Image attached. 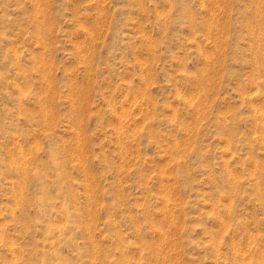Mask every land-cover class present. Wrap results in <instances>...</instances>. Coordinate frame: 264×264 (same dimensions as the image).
<instances>
[{"label":"rangeland","instance_id":"rangeland-1","mask_svg":"<svg viewBox=\"0 0 264 264\" xmlns=\"http://www.w3.org/2000/svg\"><path fill=\"white\" fill-rule=\"evenodd\" d=\"M0 264H264V0H0Z\"/></svg>","mask_w":264,"mask_h":264}]
</instances>
